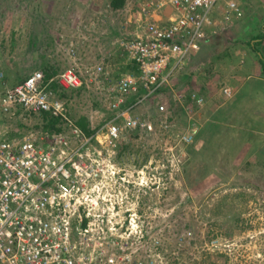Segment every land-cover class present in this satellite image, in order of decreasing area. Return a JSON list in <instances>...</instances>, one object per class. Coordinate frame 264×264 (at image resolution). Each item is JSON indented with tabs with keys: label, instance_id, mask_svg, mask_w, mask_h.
Wrapping results in <instances>:
<instances>
[{
	"label": "rangeland",
	"instance_id": "1",
	"mask_svg": "<svg viewBox=\"0 0 264 264\" xmlns=\"http://www.w3.org/2000/svg\"><path fill=\"white\" fill-rule=\"evenodd\" d=\"M145 1L113 8L111 0H0V74L14 80L43 75V61L57 67L47 79L65 107L55 127L69 133L72 122L98 136L92 145L104 158L100 166L113 163L111 183L129 186L130 211L142 222L144 236L133 234L135 243L179 264H264V72L247 60L256 54L233 26L237 0L233 7L215 3L198 49L174 68L160 97L131 111L145 128L123 126L115 140L99 129L112 116L105 86L137 73L120 41L139 33L136 12ZM66 68L93 75L66 89L53 80ZM188 93L201 104L185 101ZM83 117L85 128L78 125ZM40 121L38 113L0 108V137L39 135Z\"/></svg>",
	"mask_w": 264,
	"mask_h": 264
},
{
	"label": "built area",
	"instance_id": "2",
	"mask_svg": "<svg viewBox=\"0 0 264 264\" xmlns=\"http://www.w3.org/2000/svg\"><path fill=\"white\" fill-rule=\"evenodd\" d=\"M217 1L146 0L137 8L139 33L120 41L137 73L122 74L105 86L112 116L99 128L104 137L115 140L123 126L145 128L131 111L167 84L174 68L198 49ZM101 70L97 65L96 72ZM86 76L66 68L53 80L66 89L78 88ZM51 82L40 72L31 73L5 89L1 110L64 116V103ZM131 95L137 99L127 104ZM190 97L201 104L196 93ZM158 108L165 110L163 104ZM68 125L69 133L0 137V264H179L164 259L157 247L145 249L132 240L133 234L143 238L144 231L139 215L130 211L129 186L112 184L116 170L109 160L107 167L100 166L104 158L92 145L98 136Z\"/></svg>",
	"mask_w": 264,
	"mask_h": 264
},
{
	"label": "crops",
	"instance_id": "3",
	"mask_svg": "<svg viewBox=\"0 0 264 264\" xmlns=\"http://www.w3.org/2000/svg\"><path fill=\"white\" fill-rule=\"evenodd\" d=\"M237 2L241 9V15L240 17H236L239 21L233 26H235L236 31L239 33H246L245 36L248 38V46L253 54L254 52L256 54L255 59L249 56L247 60L252 61L255 67H260L264 72V67L262 66L264 64V0H237ZM260 17L263 18L258 19ZM248 23L249 27L252 28L251 30H254L253 28H255L256 25L259 26V29L248 32L250 30V28L247 27ZM243 64L246 63L244 62ZM243 70L244 69H242L240 80L244 79ZM252 72L255 73V68H252Z\"/></svg>",
	"mask_w": 264,
	"mask_h": 264
},
{
	"label": "trees",
	"instance_id": "4",
	"mask_svg": "<svg viewBox=\"0 0 264 264\" xmlns=\"http://www.w3.org/2000/svg\"><path fill=\"white\" fill-rule=\"evenodd\" d=\"M123 2H124V0H111V5H112L113 8H118V7L123 5ZM262 66L264 67V64ZM39 68H40V70L43 73L44 80H47L48 78H50L55 73V71L57 70V67H55L54 65H48L44 61H43L42 66L39 67ZM31 73H29V74H31ZM29 74L24 76V77H15V79L13 80V79H10L9 76H6V75L4 76V74L2 73L1 77H0V87L1 88L5 87L4 85H6V82L7 83L9 82V84H10L9 87H12V86H14V85H16L18 83H21L22 81H24L29 76ZM165 85H162L161 87H163ZM161 87L150 98H152L154 96H156V98L160 97L159 95H161V93L159 91L161 90ZM164 90H167V88L165 87L163 89V91ZM59 96H63V93H60ZM188 97H190V93H188L187 97H185V101L188 100ZM38 115L41 118L40 123H37V126H40V129L38 130V131H40V133H52V132L64 131L60 126L58 128L55 127V122L57 121V118H59V116L52 115L50 112H46V111L39 112ZM109 116H110V114L108 113L105 116V119H107ZM84 123L86 124V119L84 117L80 121H78V125L81 128H85V124ZM7 137H9V136H7Z\"/></svg>",
	"mask_w": 264,
	"mask_h": 264
},
{
	"label": "clouds",
	"instance_id": "5",
	"mask_svg": "<svg viewBox=\"0 0 264 264\" xmlns=\"http://www.w3.org/2000/svg\"><path fill=\"white\" fill-rule=\"evenodd\" d=\"M238 5V4H237ZM241 12V11H240ZM240 15H241V13H240ZM239 16V15H238Z\"/></svg>",
	"mask_w": 264,
	"mask_h": 264
}]
</instances>
